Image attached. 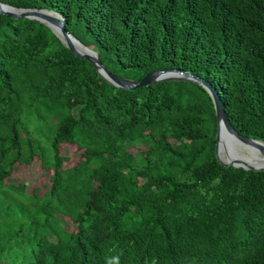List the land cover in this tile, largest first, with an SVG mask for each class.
<instances>
[{"label":"trees","instance_id":"trees-1","mask_svg":"<svg viewBox=\"0 0 264 264\" xmlns=\"http://www.w3.org/2000/svg\"><path fill=\"white\" fill-rule=\"evenodd\" d=\"M0 3L56 13L112 75L199 77L264 143V0ZM216 136L200 84L118 88L45 24L0 14V264H264V170L222 165ZM62 144L86 156L65 173ZM22 157L49 189L7 204Z\"/></svg>","mask_w":264,"mask_h":264},{"label":"water","instance_id":"water-1","mask_svg":"<svg viewBox=\"0 0 264 264\" xmlns=\"http://www.w3.org/2000/svg\"><path fill=\"white\" fill-rule=\"evenodd\" d=\"M0 14H3L8 17L13 18H27V19H33L37 20L43 24H45L55 35L62 41L59 34L66 40L65 45L72 53H74L76 56L90 61L97 73L106 81L111 83L112 85L123 88V89H133L138 87H145L149 86L151 84L162 82V81H187V82H194L198 83L201 86H203L209 95L212 98L214 109L216 113L217 118V136H216V158L217 160L224 166H233L235 168H242L245 170H255V171H262L264 170V167L259 168H252V167H245L242 165H238L235 163H223L220 160L219 154H218V145H219V139L221 135V131H223L226 135L246 144H254L258 145L259 147H262L264 145L263 142L250 139L244 136L239 135L234 128L231 126L230 121L223 109V104L221 102V99L218 95V93L211 88V86L204 82L199 77H196L190 73L182 72L179 70H166V71H156L153 73H150L143 77L138 82L129 81L126 79H123L121 77H118L116 75L110 74L105 67L98 61L96 54L90 51L88 48L84 47L75 37H73L68 31H66L65 28V21L63 18L57 16L56 13L50 12V11H37V10H23V9H15L12 6L0 3ZM51 24H55L58 28V32H55L52 28ZM83 48L84 53L80 52L77 48ZM90 53L94 54L91 55ZM222 128V129H221ZM261 145V146H260ZM264 148V147H262Z\"/></svg>","mask_w":264,"mask_h":264},{"label":"rangeland","instance_id":"rangeland-1","mask_svg":"<svg viewBox=\"0 0 264 264\" xmlns=\"http://www.w3.org/2000/svg\"><path fill=\"white\" fill-rule=\"evenodd\" d=\"M128 77L129 80L133 79V77L130 76ZM110 135L112 138H115L116 136L114 133H111ZM58 147L60 153L59 161L61 163L62 173L72 171L75 168V166L83 163L86 160L85 153L82 150L79 151L78 150L79 148L74 145L62 144ZM142 150H144V147L139 146L136 149L135 148L132 149L131 154L135 153L136 151H142ZM131 154H128V157H131ZM21 161L22 163H20V165H17L16 168L12 171L9 178L5 180L7 189L10 192L12 191L15 193L13 196L10 195V193L7 195L8 196L7 204H9V202L12 201L13 197L14 199L17 200L18 196H19L18 199L23 201L22 192L25 195L28 194V195L40 196L49 189V181L53 175L52 170L42 169L40 162L37 159H34L31 163H26V162L24 163L25 159L22 157ZM74 201H76V199ZM63 220H65V222L66 220L70 221L68 218L65 219L63 218ZM64 227L69 230L71 227L70 222H66V225ZM15 230H18V227H15ZM9 232H11L10 228L9 229L1 228L0 237L2 239L6 238ZM26 232L27 230L22 231V234Z\"/></svg>","mask_w":264,"mask_h":264},{"label":"bare ground","instance_id":"bare-ground-1","mask_svg":"<svg viewBox=\"0 0 264 264\" xmlns=\"http://www.w3.org/2000/svg\"><path fill=\"white\" fill-rule=\"evenodd\" d=\"M51 25L53 30L58 32L57 26L55 24ZM59 36L62 41L66 42L60 34ZM76 48L80 52H85L83 48H78L77 46ZM90 54L94 55L92 53ZM262 147H264V145H262ZM262 147L254 144L242 143L221 131L218 154L223 163H235L245 167L259 168L264 167V148Z\"/></svg>","mask_w":264,"mask_h":264}]
</instances>
